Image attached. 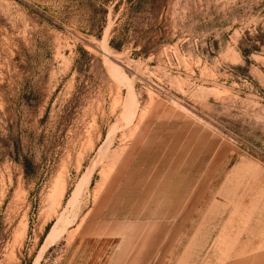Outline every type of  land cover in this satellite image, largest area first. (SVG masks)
Segmentation results:
<instances>
[{
	"label": "rangeland",
	"instance_id": "obj_1",
	"mask_svg": "<svg viewBox=\"0 0 264 264\" xmlns=\"http://www.w3.org/2000/svg\"><path fill=\"white\" fill-rule=\"evenodd\" d=\"M0 264H264V0H0Z\"/></svg>",
	"mask_w": 264,
	"mask_h": 264
},
{
	"label": "crops",
	"instance_id": "obj_2",
	"mask_svg": "<svg viewBox=\"0 0 264 264\" xmlns=\"http://www.w3.org/2000/svg\"><path fill=\"white\" fill-rule=\"evenodd\" d=\"M143 160L145 163H143ZM153 160L142 157L141 150L113 182L104 217L109 221L173 220L180 201L173 202L165 212L168 199L162 197V187L154 190Z\"/></svg>",
	"mask_w": 264,
	"mask_h": 264
},
{
	"label": "bare ground",
	"instance_id": "obj_3",
	"mask_svg": "<svg viewBox=\"0 0 264 264\" xmlns=\"http://www.w3.org/2000/svg\"><path fill=\"white\" fill-rule=\"evenodd\" d=\"M62 187H63V186H62ZM63 188H64V187H63ZM63 188H61L62 190L60 189V193L57 192V199L54 197V199H56L58 203H59V199H61V197L63 196V195H62V193H63V191H64ZM57 202H56V203H57ZM12 252H13V251H12ZM15 256H16V255H15ZM13 263H14V262H13ZM16 263H17V262H16Z\"/></svg>",
	"mask_w": 264,
	"mask_h": 264
}]
</instances>
